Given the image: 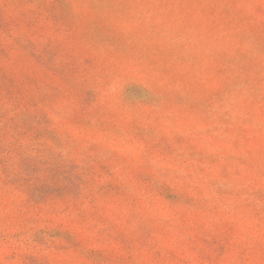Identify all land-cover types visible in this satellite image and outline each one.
I'll return each mask as SVG.
<instances>
[{
    "label": "rangeland",
    "instance_id": "obj_1",
    "mask_svg": "<svg viewBox=\"0 0 264 264\" xmlns=\"http://www.w3.org/2000/svg\"><path fill=\"white\" fill-rule=\"evenodd\" d=\"M0 264H264V0H0Z\"/></svg>",
    "mask_w": 264,
    "mask_h": 264
}]
</instances>
